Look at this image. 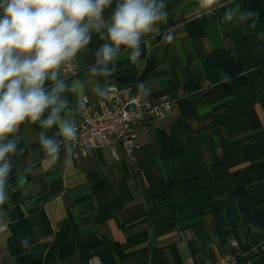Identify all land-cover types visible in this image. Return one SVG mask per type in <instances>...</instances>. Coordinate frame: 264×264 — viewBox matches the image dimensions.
<instances>
[{
  "label": "crops",
  "instance_id": "0c3cea01",
  "mask_svg": "<svg viewBox=\"0 0 264 264\" xmlns=\"http://www.w3.org/2000/svg\"><path fill=\"white\" fill-rule=\"evenodd\" d=\"M166 3L167 21L142 39L138 63L122 50L110 77L89 74L102 43L93 34L73 60L78 73L66 81L78 90L64 93L62 115L77 123L82 96L98 106L96 79L173 98L171 114L138 133L131 157L114 140L61 150L55 163L39 135L58 129L22 124L0 205V264H207L232 240L264 264V0L226 5L257 14L243 23L225 22L226 8L203 14L197 0Z\"/></svg>",
  "mask_w": 264,
  "mask_h": 264
},
{
  "label": "clouds",
  "instance_id": "9594fccd",
  "mask_svg": "<svg viewBox=\"0 0 264 264\" xmlns=\"http://www.w3.org/2000/svg\"><path fill=\"white\" fill-rule=\"evenodd\" d=\"M197 4L203 14L226 8L225 22L243 23L257 15L238 4L226 7L232 0H197ZM112 5L113 0H0V205L7 203L12 171L8 157L17 151L16 134L22 124L58 129L55 136L47 131L39 135L40 146L53 163L61 150H74L77 125L62 113L70 110L64 93L77 92L79 82L69 84L62 78V67L88 49L96 34L102 43L88 71L93 78L110 77L122 50L138 63L142 39L158 33L168 18L166 0H116L105 20L104 12ZM138 88L147 95L143 83ZM94 91L102 98L108 93L99 79ZM25 180L20 179V185ZM22 243L29 246L27 240Z\"/></svg>",
  "mask_w": 264,
  "mask_h": 264
},
{
  "label": "built area",
  "instance_id": "2783aa9c",
  "mask_svg": "<svg viewBox=\"0 0 264 264\" xmlns=\"http://www.w3.org/2000/svg\"><path fill=\"white\" fill-rule=\"evenodd\" d=\"M78 73L74 61L61 69L65 79H71ZM105 97H100L98 106L89 104L86 96L80 98V111L77 120V139L74 149L84 153L87 147H104L112 141H119L125 154L131 157L137 147V135L152 120L171 114L174 99L162 96L158 100L144 98L128 91L122 92L110 85ZM113 155L114 151H112ZM6 227L0 228V231ZM232 250L220 253L212 263L207 264H251L247 252H240L237 240L231 241ZM89 264H96L93 259Z\"/></svg>",
  "mask_w": 264,
  "mask_h": 264
}]
</instances>
